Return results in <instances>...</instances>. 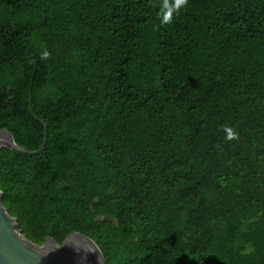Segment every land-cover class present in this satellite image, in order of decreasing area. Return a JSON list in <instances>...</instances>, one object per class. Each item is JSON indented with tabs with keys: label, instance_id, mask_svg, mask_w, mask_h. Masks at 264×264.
<instances>
[{
	"label": "trees",
	"instance_id": "1",
	"mask_svg": "<svg viewBox=\"0 0 264 264\" xmlns=\"http://www.w3.org/2000/svg\"><path fill=\"white\" fill-rule=\"evenodd\" d=\"M39 120L0 149L33 243L264 264V0H0V130Z\"/></svg>",
	"mask_w": 264,
	"mask_h": 264
},
{
	"label": "water",
	"instance_id": "2",
	"mask_svg": "<svg viewBox=\"0 0 264 264\" xmlns=\"http://www.w3.org/2000/svg\"><path fill=\"white\" fill-rule=\"evenodd\" d=\"M39 122L43 126V140L38 150L19 147L6 129L0 130V149L29 157L42 152L47 132L46 126ZM2 197L0 191V264H105L96 244L79 233L70 234L62 244L51 238H45L42 244L33 243L21 232L17 219L3 205Z\"/></svg>",
	"mask_w": 264,
	"mask_h": 264
},
{
	"label": "clouds",
	"instance_id": "3",
	"mask_svg": "<svg viewBox=\"0 0 264 264\" xmlns=\"http://www.w3.org/2000/svg\"><path fill=\"white\" fill-rule=\"evenodd\" d=\"M187 3V0H176V4H177V10L179 9V6L180 5H183V4H186ZM167 20H170L171 19V16L169 15L168 17H166ZM48 57V53H45L44 56H42V59H45ZM238 138L237 137V134L234 133L233 131L229 130V136H228V139H236Z\"/></svg>",
	"mask_w": 264,
	"mask_h": 264
},
{
	"label": "rangeland",
	"instance_id": "4",
	"mask_svg": "<svg viewBox=\"0 0 264 264\" xmlns=\"http://www.w3.org/2000/svg\"><path fill=\"white\" fill-rule=\"evenodd\" d=\"M97 219H99V218H97Z\"/></svg>",
	"mask_w": 264,
	"mask_h": 264
}]
</instances>
